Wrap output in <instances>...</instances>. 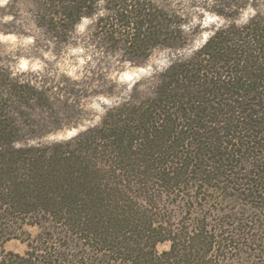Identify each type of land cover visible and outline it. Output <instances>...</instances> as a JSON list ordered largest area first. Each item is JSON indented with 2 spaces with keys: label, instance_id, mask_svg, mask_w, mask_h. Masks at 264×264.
Wrapping results in <instances>:
<instances>
[{
  "label": "trees",
  "instance_id": "16d2710c",
  "mask_svg": "<svg viewBox=\"0 0 264 264\" xmlns=\"http://www.w3.org/2000/svg\"><path fill=\"white\" fill-rule=\"evenodd\" d=\"M28 2L45 43L32 37L36 48H93L97 68L115 57L140 66L155 49L173 58L97 124L43 142L77 128L84 102L113 88L89 67L80 77L26 76L0 54V231L40 230L24 254L0 241V264H264V4ZM190 6L224 23L183 55L199 29ZM83 19L91 23L79 36ZM227 194L251 198L263 219L207 215V201ZM184 207L195 215L178 219Z\"/></svg>",
  "mask_w": 264,
  "mask_h": 264
},
{
  "label": "rangeland",
  "instance_id": "374dc122",
  "mask_svg": "<svg viewBox=\"0 0 264 264\" xmlns=\"http://www.w3.org/2000/svg\"><path fill=\"white\" fill-rule=\"evenodd\" d=\"M28 1L0 0V54L3 62L10 65L15 72L24 73L26 76L38 74L50 76L52 73L57 72L58 74H66L71 77H80L84 74L86 68L89 67L102 76L104 79L103 84H106V87L112 86L113 88L110 96H92L84 102L82 116L85 119H83L77 128L51 135L43 139V142L68 139L78 132L87 129L89 126L97 124L105 108L122 102L135 83H138L139 91H144L149 85L151 76L164 69L173 58V54L170 51L155 49L140 66L133 65L129 62H122L119 58L115 57L106 58L103 60L106 64L102 63L97 68V62L95 60L96 53L93 48L84 50L79 45H70L64 49L61 55H55L41 48H36L32 37L37 39L41 38L32 26V14L23 7V4L26 5L29 3ZM182 1L196 2L195 4H197V2H202L203 0ZM257 4L260 6L263 5L264 0H258ZM189 12L193 16L192 21L198 25L199 29L192 43L181 52L183 55H188L197 49L203 44L215 26L224 23L222 19L212 16L207 12L200 11L195 6H190ZM253 13V9H245L238 17V22L242 23L246 21ZM90 23L91 21L89 19H83L81 21L77 28L79 36L86 32V27ZM40 41L44 48L45 43L42 42V39ZM96 57L99 56L97 55ZM229 195L227 194L225 197L216 196L217 198H213L209 202L207 201V215L209 213L213 214V216L227 214L231 216L227 219L229 222H232L234 217L238 219H250L251 217L262 218V211L254 208L258 204L252 201L251 198L242 195L237 198ZM201 203H204V201H197L195 203L197 204L196 207H200ZM190 205L191 203H189ZM192 210L188 211L187 207H184V211L181 212L182 210H179L176 216L178 219H187L190 217V214L191 217L192 214L193 216L195 215ZM212 218L214 220V217ZM39 233L40 230L36 226L18 222L0 231V241H4L2 246L6 252L24 254L27 250V244L38 237ZM168 248V242L157 245L158 251H163ZM235 264L256 263L253 260L244 259L243 261L239 260Z\"/></svg>",
  "mask_w": 264,
  "mask_h": 264
}]
</instances>
